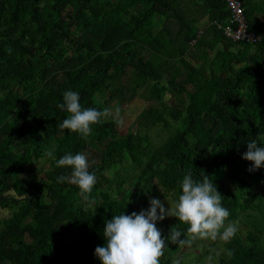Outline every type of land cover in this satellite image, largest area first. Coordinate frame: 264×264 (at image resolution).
Wrapping results in <instances>:
<instances>
[{
    "label": "trees",
    "instance_id": "16d2710c",
    "mask_svg": "<svg viewBox=\"0 0 264 264\" xmlns=\"http://www.w3.org/2000/svg\"><path fill=\"white\" fill-rule=\"evenodd\" d=\"M243 4L256 43L226 0H0V264H156L211 215L234 232L217 264H264V228L234 226L264 213V0ZM143 92L122 133L109 102Z\"/></svg>",
    "mask_w": 264,
    "mask_h": 264
},
{
    "label": "rangeland",
    "instance_id": "374dc122",
    "mask_svg": "<svg viewBox=\"0 0 264 264\" xmlns=\"http://www.w3.org/2000/svg\"><path fill=\"white\" fill-rule=\"evenodd\" d=\"M207 18H203L199 24L200 28H203L206 24ZM147 53V52H146ZM167 77V76H166ZM166 79V78H165ZM167 80V79H166ZM165 80V81H166ZM150 89L153 90V87ZM143 94L137 95L133 100L130 102H126L125 104H119L117 102H109L113 103V106L109 108V111L106 112V118H113L119 122L120 131L122 133H126L130 130L140 131L137 121L139 115L142 113L144 109L148 107V100H146V95ZM168 94L167 97H169ZM152 103L157 105V101L153 100ZM156 130H153L155 133ZM91 146L98 150L99 147L91 142ZM91 157V155H90ZM49 159L42 158L34 162L35 169L40 177L45 176V171L49 167ZM130 162L127 160L120 169H124L127 165L129 166ZM130 171V175L127 172V176H130L128 182H132L135 179V173L132 169H128ZM108 176L106 180H97L99 188L103 187H112L114 190L115 187L111 186V178L113 177V171L106 172ZM137 185H133L132 188L134 190ZM264 185H259L262 188ZM145 197V196H144ZM142 201L139 202V206L141 205ZM177 209V205L174 199L171 196L164 197L161 201V218L155 221L153 227L155 229L163 228L166 226L167 223H171L173 214ZM10 215V210L0 207V217H5ZM212 221L206 227V229L193 236L191 238V242L188 245H184L180 251H178L172 257H164L162 261H158L156 264H217L218 256H222L226 252L225 243L230 239V237L234 234L233 230L231 229L229 222L227 223H218L213 220V216H210ZM248 224L244 219H240L237 223H234V226L237 229L245 230L249 229L250 226L255 225L259 228H264V213L263 212H256L249 220ZM153 233H144L140 237L142 238V242H148L151 240ZM258 244L264 251V230L262 231L261 236H259ZM8 261H5V264Z\"/></svg>",
    "mask_w": 264,
    "mask_h": 264
},
{
    "label": "built area",
    "instance_id": "2783aa9c",
    "mask_svg": "<svg viewBox=\"0 0 264 264\" xmlns=\"http://www.w3.org/2000/svg\"><path fill=\"white\" fill-rule=\"evenodd\" d=\"M226 2L230 10V23L225 27V34L234 41L258 42L260 35L249 29L243 0H226Z\"/></svg>",
    "mask_w": 264,
    "mask_h": 264
}]
</instances>
